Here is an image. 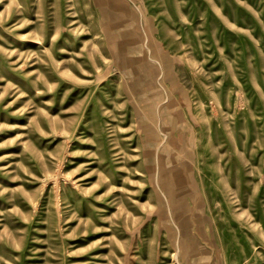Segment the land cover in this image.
<instances>
[{
  "label": "rangeland",
  "instance_id": "rangeland-1",
  "mask_svg": "<svg viewBox=\"0 0 264 264\" xmlns=\"http://www.w3.org/2000/svg\"><path fill=\"white\" fill-rule=\"evenodd\" d=\"M0 264H264V0H0Z\"/></svg>",
  "mask_w": 264,
  "mask_h": 264
}]
</instances>
